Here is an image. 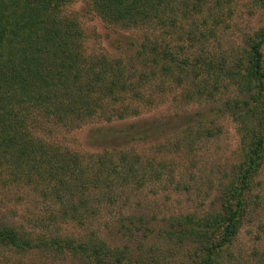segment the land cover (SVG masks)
<instances>
[{"label": "trees", "instance_id": "1", "mask_svg": "<svg viewBox=\"0 0 264 264\" xmlns=\"http://www.w3.org/2000/svg\"><path fill=\"white\" fill-rule=\"evenodd\" d=\"M73 1L0 0V187L23 182L33 192L58 203L60 208L51 211L67 219L84 217L88 203L95 210L94 205L114 202L111 185L133 184L136 166L142 162L126 151L112 155L103 150L87 154L84 159L79 152L61 148L46 138L45 129L53 125L78 127L100 116L110 103H120L115 111L123 118L125 107L121 100L137 98L146 80L134 78V73H127L122 63L106 55L86 53L83 28L68 11ZM254 3L264 15V0ZM86 4L106 24L126 29L155 23L168 36L182 30L178 27L180 21L192 20L193 26L197 22L194 17L207 15L208 9L221 13L223 8L221 0H87ZM192 26L186 31L191 41L196 40L198 22L194 29ZM150 47L152 55L144 43L137 46V51L143 57L150 55V63L163 64L165 72H170V65L174 64L180 72H195L194 80L200 76L195 85L199 96L213 97L228 86L234 88V96L226 99L220 110L236 124L242 160L225 175L219 209L198 219L192 215L175 217L170 229L156 236L158 239L174 235L179 244L185 239L192 242L195 259L178 264H225L226 256L230 257L227 250L247 213L251 182L264 159V25L245 36L231 60L198 55L190 61L174 58L168 45ZM157 128L161 125L150 124L122 130V134L127 140H144ZM185 130L184 144L215 132L205 127L194 131L192 125ZM157 168L158 165L152 176H158ZM91 189L98 191L92 200L86 198ZM94 212L90 211L89 216ZM125 219L121 226L133 230L135 220L131 216ZM0 245L18 251L70 252L82 264H121L128 260L127 245L118 250L116 245L109 246L95 235L77 239L31 235L2 222ZM166 260L165 254L155 258L152 252L143 250L138 261L169 264ZM259 260L264 261V250Z\"/></svg>", "mask_w": 264, "mask_h": 264}, {"label": "rangeland", "instance_id": "2", "mask_svg": "<svg viewBox=\"0 0 264 264\" xmlns=\"http://www.w3.org/2000/svg\"><path fill=\"white\" fill-rule=\"evenodd\" d=\"M86 1L74 0L68 8L83 28L86 53L106 55L122 63L127 73H134V78L146 80L137 98L121 100L125 107L123 118L115 111L120 103H110L100 116L78 127L48 126L46 138L61 148L79 152L84 159L87 154L103 150L112 155L126 151L142 162L136 166V180L126 185L114 182L109 190L115 201L94 205L95 210L93 204L88 203L85 216L77 219L62 218L57 211H51L60 205L33 192L23 182L3 186L0 187V222L31 235L53 234L77 239L90 234L104 239L109 246L116 245L118 250L127 245L125 257L128 260L121 264H141L138 260L143 250L152 252L155 258L165 254L169 264L191 261L195 259V250L189 239L179 244L175 243L174 235L158 239L156 236L170 229L175 217L192 215L198 219L219 209L223 184L227 180L225 175L242 160L236 124L220 110L224 101L234 96V88L228 86L213 97L199 96L195 85L200 76L194 80L195 72H180L174 64L170 65V72H165L163 64L150 63L148 59L154 53L150 45L160 48L168 45L174 52L173 57L178 59L192 61L200 55L231 60L243 45L245 36L264 25L262 9L254 0H221V13L208 9L209 14L194 17L199 28L196 40L191 41L186 31L191 28L192 20L180 21L178 27L182 30L171 36L155 23L123 29L102 21L88 9ZM209 29L213 31L209 33ZM201 32L205 34L203 37ZM143 43L149 45L150 55L145 57L137 51V46ZM139 73L145 77H139ZM150 124H160L161 128L153 130L147 139L127 140L122 134V130L131 131ZM191 125L194 131L205 127L215 132L184 144L185 129ZM175 142L180 143L178 147L173 145ZM148 163L151 165L147 166ZM157 165L158 176H152ZM97 193L96 189H91L86 198L92 200ZM90 211L95 212L89 216ZM127 216L136 222L133 230L121 226ZM263 250L264 159L251 182L247 213L227 250L230 257L226 256L225 264H254L256 261L264 264L259 260ZM75 257L70 252L18 251L0 245V264H82L79 257Z\"/></svg>", "mask_w": 264, "mask_h": 264}]
</instances>
